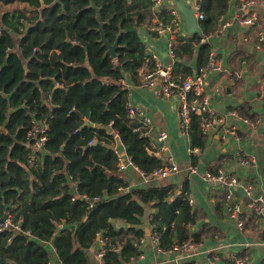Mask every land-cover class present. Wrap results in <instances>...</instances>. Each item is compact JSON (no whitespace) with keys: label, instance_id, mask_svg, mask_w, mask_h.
Listing matches in <instances>:
<instances>
[{"label":"trees","instance_id":"obj_1","mask_svg":"<svg viewBox=\"0 0 264 264\" xmlns=\"http://www.w3.org/2000/svg\"><path fill=\"white\" fill-rule=\"evenodd\" d=\"M0 1L26 3L33 12L0 9V217L21 218L23 229L32 234L1 232L0 264H49L51 243L61 263L90 264L88 250L99 232L120 248L107 251L102 264H126L140 252L146 235L141 216L150 202L156 208L151 224L159 248L199 242L197 234L189 233L195 216L185 193L171 199V186L119 190L127 183L116 174L112 135L103 128L111 126L119 134L143 172L162 166L150 139L134 131L129 90L117 82L136 84L143 67L153 68L140 27L150 29L156 16L169 20V13L161 9L156 14L152 0ZM230 2L198 0L205 16L199 21L203 35L178 38L176 64L194 57L197 48L199 67L208 63L210 48L202 38L218 32ZM98 10L108 41H119L116 58L101 41ZM34 119L47 120L48 140L36 165L29 167L28 132ZM189 134L193 150L205 145L198 115H193ZM68 175L78 183L75 199ZM58 219L80 222L76 235L59 234ZM114 219L126 226L115 229Z\"/></svg>","mask_w":264,"mask_h":264},{"label":"crops","instance_id":"obj_2","mask_svg":"<svg viewBox=\"0 0 264 264\" xmlns=\"http://www.w3.org/2000/svg\"><path fill=\"white\" fill-rule=\"evenodd\" d=\"M246 1L255 2L251 10L258 14L256 24H240L237 20ZM182 3L191 5L197 13L198 0H162L160 10L168 12L172 7L178 9L177 4ZM0 9L23 11L26 15L33 14L32 8L26 3L4 4L0 1ZM180 13V36L191 37V40L193 34L188 31L185 16ZM20 20L28 26L25 17H21ZM224 23H227L224 29L202 38V42L208 43L210 51H215L223 62L222 71L209 73L204 96L209 108L217 113L225 114L230 109H236L241 115L259 121L256 126L236 122L239 139L224 137L222 127H219L206 131L205 145L194 146L197 149L193 151L191 136L183 134L179 129L180 113L177 99L140 86L151 67L147 65L140 70L136 84L123 79L125 85H129V103L141 106L153 119L155 126L153 136L157 137L161 131H166L168 135L165 141H155V157L162 161V165L167 163L169 157H173L179 164V171L166 178L152 175L145 178L130 166L125 171L117 169L116 174L124 179L129 191L171 186L173 188L171 199L182 196L183 193L185 197L189 194L193 199V202L189 203L195 216V223L188 225L189 233L197 234L199 239L198 253H192V256L160 252L152 238L154 225L151 224V220L156 208L153 206L154 202H150L141 216L140 226L144 228L146 235L140 239L138 247L140 252L126 264H210L209 258L212 264H235L236 259L241 257L247 259L246 264H264V215L259 217L246 207L243 211L241 209L244 227L240 229L237 218L231 216L222 184L205 177L207 171L227 168L243 182L252 184L255 196L264 197V42H259L256 36L258 28L264 29V0H231L219 28ZM5 27L2 25V28ZM140 34L150 57L155 54L164 64L171 63L165 38L156 37L146 25L140 27ZM57 52L60 50L57 49ZM198 52L197 48L194 57L184 61L182 65L175 63L173 71L179 80L195 75L200 70ZM151 61L154 64L153 59ZM130 121L136 126L139 124L137 118ZM29 148L31 156L33 148ZM126 151L123 149V153L127 154ZM249 155L254 156L256 162L251 165L242 164L240 156ZM191 165L197 166V173L190 172ZM72 186L76 187L78 193V183L74 179H71ZM235 193L242 201L246 200L240 188L235 189ZM137 199L139 198L136 196ZM57 221L59 234L69 237L76 235L80 222L67 223L62 219ZM112 226L119 229L126 224L124 221L114 219ZM147 229L151 231L150 236L147 235ZM97 247L98 242L95 239L94 245L88 250L90 264H102L96 256ZM48 248L50 262L63 264L52 243Z\"/></svg>","mask_w":264,"mask_h":264},{"label":"built area","instance_id":"obj_3","mask_svg":"<svg viewBox=\"0 0 264 264\" xmlns=\"http://www.w3.org/2000/svg\"><path fill=\"white\" fill-rule=\"evenodd\" d=\"M153 10L156 14H159L160 5L162 0H152ZM255 4L254 1H246L238 15V21L240 24L253 25L258 21V14L252 11V6ZM169 20H164L160 17L154 19L153 24L150 26V30L155 34L156 37H163L167 40L168 55L171 58L170 64H164L159 60L158 56L153 54L151 58L154 61V66L144 76L143 82L140 83L141 87L146 89H154L159 94L166 97H175L179 105V129L185 135H190V128L192 125L193 115L200 117V125L203 131H210L212 129L221 128V132L224 137H234L239 139L237 121L249 123L253 126L258 125L259 121L251 120L248 117L241 115L237 110L230 109L225 114L217 113L209 108L208 101L204 96V88L207 81V77L211 71H222L223 62L217 57L215 51L211 50L209 53L208 63L200 68V70L190 77H186L183 80H179L173 71V66L177 61L176 55V43L180 36L181 30V13L176 8H170L168 10ZM197 19L203 20L204 14L200 11V7H197L196 13ZM227 23L221 25L218 31L224 29ZM256 36L259 42H264V29H257ZM40 48H34L33 51H39ZM124 88L129 87L125 85V81H120ZM128 118L133 120L137 118L139 124L134 127V131L139 132L141 136L147 137L151 141L153 148L156 147L155 141H165L168 137L166 131H161L157 137L153 136L155 126L153 119L148 116L141 106L137 104L128 103ZM34 119L33 127L29 130V146L33 148V154L29 157L28 166L34 167L37 163L38 153L45 149L46 142L48 140V128L49 123L47 120H36ZM112 135L111 147L117 157V169L119 171H125L128 167L132 166L134 169L139 171L143 177L148 178L150 175L166 178L174 175L179 171V164L173 157L167 159V163L155 169L152 173L147 174L143 172L131 159V156L123 153V149L126 151V146L122 142L119 134L113 130L109 131ZM97 139L92 140L90 143L94 144ZM193 151H196L193 150ZM127 152V151H126ZM242 164L251 165L256 162L254 156H240ZM34 165V166H33ZM191 173H197V166H190ZM205 177L210 181L220 182L224 189L226 200L229 202V211L232 217H236L238 220V227L242 229L244 227V221L241 217L242 205L256 213L259 217L264 215V197L262 195L255 196L254 186L248 182H243L237 175L231 173L227 168H218L216 171H207ZM240 188L244 193L246 200L242 201L240 197H237L235 189ZM121 192L129 191L128 186L119 187ZM190 203L193 199L189 194L186 195ZM75 199V195L73 196ZM58 223V221H55ZM3 231H10L12 235L18 233H24L29 237L32 236L30 231H26L22 227L21 218L15 219L10 213H7V219L0 221V233ZM12 237L9 239L11 240ZM153 241L158 244L157 235L152 236ZM98 242L96 256L103 262V257L109 250L119 251L120 248L116 245H112L108 242V238L99 232L96 236ZM198 243L188 240L182 244H176L171 249L163 250L158 247V250L163 254H182L192 256V253H198ZM210 264L212 260L209 258ZM246 258H238L235 264H246ZM49 264H53L49 262Z\"/></svg>","mask_w":264,"mask_h":264},{"label":"water","instance_id":"obj_4","mask_svg":"<svg viewBox=\"0 0 264 264\" xmlns=\"http://www.w3.org/2000/svg\"><path fill=\"white\" fill-rule=\"evenodd\" d=\"M178 9L180 12L183 13V15L185 16V20L187 23V27H188V31L192 34H200L203 35V31L200 25L199 20L197 19L196 13L194 8L187 4L185 5L184 3L182 4H177ZM97 18L98 21L100 22V28L99 31L101 33V41L103 42L104 46L107 47V54L111 55L113 58L117 57V48L119 47V41L118 39L116 40L115 43H111L108 41V39L106 38L105 35V31H104V22L102 21L101 15H100V11H97ZM120 35V33H119ZM121 82H117V84H120ZM238 124L241 123V121H237ZM92 125V123H90ZM97 127H102L101 125H96ZM103 128H105L108 132L112 130L111 126H103ZM68 181L69 183H71V177L68 175ZM69 194L74 196L77 195V189L75 186H72ZM243 209H245V204L242 205V211ZM7 219V213H5L2 217H0V221H5ZM151 231L149 229H147V235L150 236Z\"/></svg>","mask_w":264,"mask_h":264},{"label":"bare ground","instance_id":"obj_5","mask_svg":"<svg viewBox=\"0 0 264 264\" xmlns=\"http://www.w3.org/2000/svg\"><path fill=\"white\" fill-rule=\"evenodd\" d=\"M236 110V109H235Z\"/></svg>","mask_w":264,"mask_h":264}]
</instances>
